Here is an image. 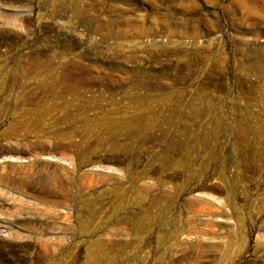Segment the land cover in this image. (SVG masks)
Returning <instances> with one entry per match:
<instances>
[{
	"label": "rangeland",
	"instance_id": "1",
	"mask_svg": "<svg viewBox=\"0 0 264 264\" xmlns=\"http://www.w3.org/2000/svg\"><path fill=\"white\" fill-rule=\"evenodd\" d=\"M248 3L239 31L205 0H0V148L73 139L51 161L99 180L69 219L0 185V264H264V14ZM138 16L163 29L119 35ZM200 18L211 35L176 29ZM73 55L85 73L65 79Z\"/></svg>",
	"mask_w": 264,
	"mask_h": 264
},
{
	"label": "bare ground",
	"instance_id": "2",
	"mask_svg": "<svg viewBox=\"0 0 264 264\" xmlns=\"http://www.w3.org/2000/svg\"><path fill=\"white\" fill-rule=\"evenodd\" d=\"M208 4L220 8L222 16L229 24H233L239 31H243V0H235L228 6H220V0H205ZM248 3V10L252 13L264 14V0H246ZM195 6L190 4L189 8L185 10H192ZM234 7V10H231ZM121 14H124L121 12ZM149 16L137 17L133 22L138 27L129 25L127 21L125 23L126 28L123 31H118L119 35H130L138 37H146L147 35L157 32V28L163 29L162 22H158V18L150 19ZM157 19V22L154 21ZM153 20V21H151ZM198 22L192 23L190 21H184L183 25H180L181 35H187L188 37L197 38L202 34L211 35L215 30L214 25L208 23L204 19H198ZM10 21H7L9 24ZM152 22V23H151ZM150 24V25H149ZM172 26V25H170ZM200 26V27H199ZM203 27L204 32H199V28ZM171 34H175L172 28L165 27ZM171 29V30H170ZM113 30V29H112ZM101 28L97 27L93 30L94 33H100ZM194 41V40H193ZM65 58V57H64ZM79 59L80 56L73 55L66 60L63 59L57 68L63 71L65 79H71L73 76L84 75L85 70ZM75 75H72L73 73ZM115 82H47V91L51 93H64L67 91L78 92V90L91 89L96 86L102 87L105 91H111L114 89ZM27 138L23 139L26 140ZM39 139V138H38ZM79 143L73 139H69L66 143L61 142H46L34 140L22 147H9L0 148V160H15L20 164L5 163L1 167L2 172L8 169L10 173H0V185L7 187L12 192L24 196L26 198H32L35 201L45 204V209L53 218L69 219L68 213L61 216L58 212L59 209L68 210L70 206L76 204L79 194L89 191L99 185V180L95 177L96 172L90 175L80 173L84 164L73 163V167L66 168L60 163H54L55 154L59 150L76 149ZM23 156H28L24 158ZM47 159V160H44ZM32 159V162L30 161ZM66 161L65 159H62ZM22 161L26 163L22 164ZM94 168L102 171L105 169L101 162L95 163ZM83 166V167H82ZM14 173H20L23 175L24 185L17 187L11 180V175ZM44 177V178H43ZM76 211H74V215ZM1 225H5L4 222H0Z\"/></svg>",
	"mask_w": 264,
	"mask_h": 264
}]
</instances>
